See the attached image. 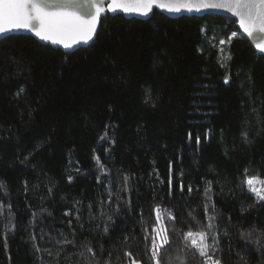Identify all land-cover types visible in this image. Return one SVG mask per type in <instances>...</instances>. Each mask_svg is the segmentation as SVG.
I'll return each mask as SVG.
<instances>
[{
  "label": "trees",
  "instance_id": "1",
  "mask_svg": "<svg viewBox=\"0 0 264 264\" xmlns=\"http://www.w3.org/2000/svg\"><path fill=\"white\" fill-rule=\"evenodd\" d=\"M246 177L264 178V55L233 18L106 13L72 51L0 39V264H264Z\"/></svg>",
  "mask_w": 264,
  "mask_h": 264
},
{
  "label": "snow or ice",
  "instance_id": "2",
  "mask_svg": "<svg viewBox=\"0 0 264 264\" xmlns=\"http://www.w3.org/2000/svg\"><path fill=\"white\" fill-rule=\"evenodd\" d=\"M86 2L94 8V12L84 16L69 10V6L77 3V0H0V34L15 29H26L34 32L43 40L62 44L65 48L72 47L73 44L79 42L87 43L93 39L97 23L106 9L104 8L105 0H86ZM154 6L177 12L181 9L200 11L208 8H226L238 18L244 33L255 37L258 41H264V0H196V2L193 0H170L168 3L163 0H111L107 11L115 12L120 9L127 13L148 15ZM236 35V32L231 33L233 37ZM223 42L221 41V43ZM256 47L264 52V43H257ZM227 82L228 78L225 77V83ZM191 135L189 133V139H191ZM95 159L99 163V157ZM100 167L103 169L104 166L101 164ZM244 182L249 186L250 191L257 195L258 199L264 200V190L253 186L256 183L264 184V182L253 177H246ZM182 190L183 185L181 184ZM156 211L159 219V207ZM212 226V224L208 225L209 228ZM162 231L165 232V235L161 237L162 243L167 244L166 229H162ZM241 236L244 239H251L250 234L242 232ZM184 239L190 247L197 248L202 257H208V249L212 245L207 243L208 234L206 232L193 233L189 231L185 233ZM252 242L256 243L255 240ZM159 247L160 245H157L154 238L153 257L158 256ZM89 251H91L90 248ZM156 264H159L158 259ZM212 264H220V261L214 260Z\"/></svg>",
  "mask_w": 264,
  "mask_h": 264
},
{
  "label": "water",
  "instance_id": "3",
  "mask_svg": "<svg viewBox=\"0 0 264 264\" xmlns=\"http://www.w3.org/2000/svg\"><path fill=\"white\" fill-rule=\"evenodd\" d=\"M163 2L168 3V2H170V0H163ZM193 2H196V0H193ZM109 3H111V0H105L104 8L106 9V11H105V13H103L101 15V17L103 15H105L106 13H109V14H122L123 16H125L127 18L135 17V18H139V19H146V18H148L151 15L153 10H157V11H160L163 14H165L167 16H170V17H177V16H181V15H196V16H200V15H203V14H210L211 13V14H219V15H223V16H227V17L233 18L236 21V26H237L238 30L240 31V33L250 42V44L254 47V49L259 54H263L264 55V52H262L259 48L256 47L257 43H264V41H258L255 37H250L246 33H244L243 29L240 27V24L238 22V18L231 11H229L226 8H208V9H202L200 11H195V10L188 11L186 9H181L180 11L177 12V11H169V10H167V8H160V7H155L154 6L152 11L148 15H140L138 13H127V12H124V11H122L120 9H117L115 12L107 11V7H108ZM69 10L75 11L78 15H84V16H87V15H89V14L94 12V8L90 4H88L86 2V0H77V3L72 4V5L69 6ZM101 17H100V19H101ZM100 19H99V21L97 23V28L99 26ZM97 28H96V31H97ZM10 34H27V35H31L32 37H34L36 40H38L41 43L49 44V45H51L53 47L60 48V49H62L64 51H72V50L76 49L79 46H84V45L89 44L93 40L92 39V40L88 41L87 43L79 42V43L73 44L72 47L65 48L62 44L52 43L50 40H43L40 37L36 36L34 32L26 30V29H15V30H12V31H9V32H5L3 34H0V39L2 37H4V36L10 35ZM95 34H94V36H95ZM257 35H259V34H257ZM94 36H93V38H94Z\"/></svg>",
  "mask_w": 264,
  "mask_h": 264
},
{
  "label": "rangeland",
  "instance_id": "4",
  "mask_svg": "<svg viewBox=\"0 0 264 264\" xmlns=\"http://www.w3.org/2000/svg\"><path fill=\"white\" fill-rule=\"evenodd\" d=\"M253 178H256V177H253ZM257 179H258L259 181L264 182V178H263V179H262V178H257ZM253 186H254V187H257L258 189L264 190V184H262V183H256V184H254ZM248 188H249V186H248ZM249 190H250V189H249ZM212 262H213V261H207L206 264H212ZM129 264H140V262L133 260V261H131Z\"/></svg>",
  "mask_w": 264,
  "mask_h": 264
}]
</instances>
